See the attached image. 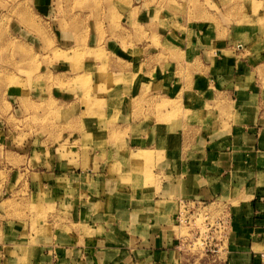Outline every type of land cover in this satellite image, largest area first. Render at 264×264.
<instances>
[{"label": "crops", "instance_id": "obj_1", "mask_svg": "<svg viewBox=\"0 0 264 264\" xmlns=\"http://www.w3.org/2000/svg\"><path fill=\"white\" fill-rule=\"evenodd\" d=\"M199 53L230 117L184 134L178 155L163 151L161 126L120 82L127 62L102 75L89 68L88 92L45 98L63 104L76 129L72 155L54 149L8 193L0 185V264H264V95L235 72L250 63L225 46L213 45L207 59ZM189 201L211 220L226 219L222 239H208L216 252L192 245L191 229L177 223Z\"/></svg>", "mask_w": 264, "mask_h": 264}, {"label": "rangeland", "instance_id": "obj_2", "mask_svg": "<svg viewBox=\"0 0 264 264\" xmlns=\"http://www.w3.org/2000/svg\"><path fill=\"white\" fill-rule=\"evenodd\" d=\"M213 45L248 61L235 72L264 95V0H0V185L23 182L54 149L72 155L76 129L65 106L45 98L91 90L93 65L102 75L110 64H130L118 81L161 126L166 154H179L184 134L224 125L231 103L196 63Z\"/></svg>", "mask_w": 264, "mask_h": 264}, {"label": "built area", "instance_id": "obj_3", "mask_svg": "<svg viewBox=\"0 0 264 264\" xmlns=\"http://www.w3.org/2000/svg\"><path fill=\"white\" fill-rule=\"evenodd\" d=\"M242 47H237L240 50ZM200 202H183L177 213L176 221L178 224L188 226L191 229L192 245H199L204 252L214 253L216 246L210 247L208 239L213 235H219L222 239L225 232L227 221L225 218L211 220L205 212L201 211Z\"/></svg>", "mask_w": 264, "mask_h": 264}]
</instances>
